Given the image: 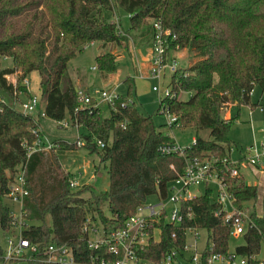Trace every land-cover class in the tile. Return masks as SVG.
<instances>
[{
	"label": "trees",
	"instance_id": "obj_1",
	"mask_svg": "<svg viewBox=\"0 0 264 264\" xmlns=\"http://www.w3.org/2000/svg\"><path fill=\"white\" fill-rule=\"evenodd\" d=\"M115 9L129 15L127 28L120 17L116 27ZM149 18H159L175 36L178 50L192 54L187 67L170 74V94L158 99L155 111L177 117L176 124H163L168 129L193 130V141L181 155L157 152L159 145L173 140L155 124L153 114L139 110L133 101L131 77L123 79L126 91L118 95L115 110L105 104L103 113L100 107H78V89L66 70L67 61L88 43L124 45L127 33L137 30L151 35ZM5 60L8 64L3 66ZM93 63L101 74L116 70L115 56L109 51L97 54ZM32 71L38 76L37 98L43 116L58 124L65 121L82 127L85 133L73 142L58 138L49 150L28 153L26 147L41 135L38 121L1 99L13 97V91L29 95L22 83ZM12 74H17L14 86L5 78ZM254 87L258 88L256 102L250 99ZM261 99L264 101V0H0V233L11 230L12 216L3 200L19 170L26 192L21 204L22 237L39 246L69 245L79 264H91L101 256L117 258L106 255L104 247H88L81 232L85 218L99 222L104 230L122 226L149 196L164 198L170 182L193 158L213 162L234 198L233 205L241 209L255 201L257 188L244 184L238 164L237 175L229 176L232 144L227 134L239 107L252 109ZM121 102L125 106L120 107ZM229 106L237 109L234 117L223 115ZM78 140L83 141L81 146L75 145ZM79 149L91 158L95 178L106 175L103 191L94 193V184L69 185L71 173L63 170L58 156ZM223 159L226 166L221 164ZM86 191L91 195L84 196ZM213 192L211 186H203L200 195L181 200V221L161 220L158 239H149L137 255L158 261L171 248L183 245L189 228L204 230L214 250L225 252L230 228L221 220ZM248 218L240 234L242 243L234 247L243 256L264 248V214L253 210Z\"/></svg>",
	"mask_w": 264,
	"mask_h": 264
},
{
	"label": "built area",
	"instance_id": "obj_2",
	"mask_svg": "<svg viewBox=\"0 0 264 264\" xmlns=\"http://www.w3.org/2000/svg\"><path fill=\"white\" fill-rule=\"evenodd\" d=\"M128 16L126 15V17ZM113 22L118 28L116 17L113 18ZM148 22L151 28L148 76L156 80V84L151 86V91L157 94L162 91V95L158 97L159 99L170 94L169 76L178 68L176 55L179 50L178 45L174 43L175 36L162 26L159 18H149ZM138 65L136 60V67L139 68ZM91 68L95 69L94 66ZM166 74L168 75V81L164 86L162 80ZM12 76H15V74H12ZM8 77H5L6 80L14 86L15 80ZM25 83L24 81L22 84L26 85ZM161 85L164 86L163 90ZM20 93L13 91L14 101L21 112L30 114L38 109V98L35 95H29L27 101L22 102L17 98ZM76 94L79 108L88 105L96 108L101 104H106L112 110H115L114 103L118 100L119 95L113 90L105 88L94 89L87 93L76 90ZM119 106L123 107L125 103L121 102ZM38 113L43 116L41 110ZM163 114L165 125L177 123L175 115L167 111ZM60 124L63 127L69 125L65 121ZM40 137L39 135L31 145L26 147L28 153L36 150L47 151L52 147V142L42 141ZM95 142L98 147H102L101 141L96 140ZM82 144L83 142L79 140L75 141L76 146ZM183 148L173 141L159 145L157 152L161 155L170 153L181 155ZM246 153L247 156L244 160L247 165L264 173V157L261 158V155L257 154L255 147L250 146L246 149ZM212 163L209 160H198L196 158L186 162L183 172L170 182L168 193L164 198L154 196L153 201H147L144 205L138 207L120 227L104 230L99 222H92L89 218H85L81 232L86 237L88 247L91 249L104 247L106 255L117 257L115 260H110L106 256H101L93 259L91 264H264V253L261 255V250L264 251L263 247L260 248L258 253L248 256L237 254L234 249L217 252L214 250L213 245L208 243L205 231L197 228L187 229L183 245L171 248L158 261L147 260L137 255V250L144 247L149 239H158L159 228H157V224L161 220L171 224H177L181 221L182 214L179 203L183 199L193 197L189 194V191L198 186H211V184L215 186L213 199L220 205L221 220L224 225L230 228V236H237L243 232L249 222L246 208L244 206L237 209L233 205L234 198L226 191L225 184L222 178L218 176ZM228 163L232 165L229 167L227 165L229 176H236L238 162L229 160ZM221 164L226 166V160L223 159ZM69 185L71 187L76 186L72 181L69 182ZM23 186L22 171L19 170L8 184L5 197V199L17 204L18 214L13 215L10 211L12 216L11 230L0 233V264H17L29 261L38 264H79L75 260L72 248L69 245L48 243L39 246L37 243L30 242L27 238L22 237L20 230L25 222L22 219L21 204L22 197L26 193ZM201 233L204 234L203 237H201Z\"/></svg>",
	"mask_w": 264,
	"mask_h": 264
},
{
	"label": "rangeland",
	"instance_id": "obj_3",
	"mask_svg": "<svg viewBox=\"0 0 264 264\" xmlns=\"http://www.w3.org/2000/svg\"><path fill=\"white\" fill-rule=\"evenodd\" d=\"M115 15L116 19L120 17L121 24L123 28L128 27V20L125 14L121 13L119 10L115 9ZM149 35V32L147 30H137L132 31L130 33H127V36H125L126 40L124 42V46L126 48L125 51L128 52V55L126 53L122 54V58L117 59L115 61L116 70L114 71L111 78L113 79L111 81V85H114V90L117 93L123 94L126 91V86L123 83V79L127 76H132L133 68L136 67V60L138 63H140L139 58H137V55L134 53L132 47L140 45L143 39H145L146 34ZM96 43L95 44H88L87 46H84L72 59L68 60L66 63V70L69 74V76H73L71 73L75 69L81 70L80 72L83 73L87 77V81L89 85L91 84L93 88L86 90V87L81 85V82H79V86L77 88L79 90L86 91H93L94 89H102L104 86L103 80L100 79L98 75V71L96 69H91L92 66H94L93 63V57L95 55L96 50ZM177 67L178 68H185L188 66L192 59V54L188 53L185 49L179 50L177 52ZM8 62L2 61V65H7ZM133 67V68H132ZM17 76V74H16ZM16 76H12V78L16 81ZM11 78V77H8ZM79 80H83V77L79 75ZM72 79V78H71ZM117 80V81H116ZM26 82V88L29 91V95L33 96L35 95L37 97V83H38V76L36 72H30L23 80V82ZM73 81V79H72ZM168 81V75L164 77L162 80L164 86ZM74 83V81H73ZM153 84H156V80L150 78L149 76H142L137 77L134 79V87H135V103L137 104L139 110L143 114H153V120L157 126L160 125V129L165 132L168 131L169 136L171 139L174 140V142L180 146L181 148L187 147L192 142L193 137V130L191 128H172L171 130L167 129L166 126H163L165 124V118L159 114L155 113L157 104H158V97L162 95V91L160 94H157L153 91H151V86ZM163 85H161V89L164 88ZM113 90V91H114ZM114 91V92H115ZM29 95H18L19 98H21L22 102L27 101V97ZM17 97V98H18ZM182 98H186L187 94H182ZM250 99L252 102H256L258 99V88L254 87L252 90ZM6 104L9 106H14L15 108H19L18 105L15 103L13 97L11 98H4L3 99ZM264 101L261 99L258 101V106H255L252 109H249L246 106H240L238 110V117L237 120H235L229 127L227 137L231 141L232 147L229 153V160L231 162L237 161L238 158H245L247 155L246 149L251 147H255L257 154L261 155V158L264 157ZM101 111L105 112V104H101L100 106ZM236 108L234 106H229L227 109L223 111L224 117H234L236 114ZM39 109L31 112L30 114L35 117L39 124V130L41 133L40 139L42 141L46 140L48 142H52L55 139L61 138L68 142H73L79 134H84L85 130L82 127H77L68 125L66 127H59L57 122L39 115ZM80 142H83L82 140H79ZM66 156L61 158V165L64 171L71 173V179L70 181H74L75 172H76V164H80L81 166L84 165L82 163H85L86 161L90 162V157L87 156L84 152V149H79L77 151L68 152L65 153ZM70 155V156H69ZM247 166V165H246ZM68 167V171L67 168ZM245 168V169H244ZM240 173L243 175V178L246 182L259 185V182L261 181V177H255L249 169H247L245 166H241L239 168ZM90 174H92V177L94 180L89 181L88 183H81L79 182L78 185L74 187H89L91 184H94L95 188L93 189L94 193H98L99 191H103L107 187V177L105 174L102 173V177L95 178L93 176V170L90 168V171L88 170ZM104 172V171H102ZM264 183V182H263ZM213 191L215 192V186L211 184ZM258 192L256 195L255 201H249L245 203L246 212H251L254 210V212L257 215L264 214V190H262V187L258 186L256 187ZM264 189V188H263ZM203 192V186H198L195 188H192L189 191V194L191 196L200 195ZM213 192V195H214ZM84 196L91 195L87 191L83 193ZM155 198L154 196H149L146 199V202L153 201ZM262 200V203H261ZM4 204L10 209L13 215H17V204L4 198ZM167 209H169L167 207ZM104 213H106L105 209H102ZM203 233H201V237H203ZM242 243V238L240 235L237 236H230L228 240V249L233 250L235 246L240 245ZM264 251L261 250V255H263Z\"/></svg>",
	"mask_w": 264,
	"mask_h": 264
},
{
	"label": "crops",
	"instance_id": "obj_4",
	"mask_svg": "<svg viewBox=\"0 0 264 264\" xmlns=\"http://www.w3.org/2000/svg\"><path fill=\"white\" fill-rule=\"evenodd\" d=\"M143 40L144 41H142L141 43H139L140 45H138V43H137V46H133L132 47L133 51L135 49L134 53L137 55V58H139V61H140V63L137 62L139 64L138 65L139 68L138 67H134V68L132 67L133 68V71H132V76L133 77L129 76L133 80V85H134V79L135 78L142 77V76H148V60H149V57H150V47H149L150 34L149 35L146 34L145 39H143ZM95 43H96L97 46H96V50H95L94 57L97 54L102 53L104 51H109L110 53H112L115 56V61L117 59L122 58V54L123 53H126L128 55V52L125 51L126 48H125L124 45H119V44L118 45H113V44L110 45V44H107V46H101L100 42H91V43H88V44H95ZM88 44H86L85 46H87ZM94 57H93V60H94ZM80 71L81 70H79V69H75L73 71V73H71L73 75V76H71V78L74 81L75 88H77V86H79V82H81V81H82L81 82V85H83L84 87H86V90H89V89L93 88V86L91 84L89 85V83L87 81V77L83 73H81ZM113 73L101 74V73L98 72V75H99L100 79L103 80V82H104V84H103L104 87L103 88L109 89V90H114V85H111V81L113 80L111 78V76L113 75ZM79 75H81V77H83V80H81V79L79 80V78H78ZM9 77H12V75H9ZM11 79H13V78H11ZM28 93H29V91H28ZM117 94H121V93H117ZM134 94H135V87H134ZM20 95L25 96L23 93L22 94L20 93L19 96ZM134 97H135V95H134ZM18 100L21 101V98L18 97ZM133 101L135 102V99L134 98H133ZM38 109L41 110L40 106L38 107ZM76 129H77V132H78V128H76ZM163 133L169 135L168 134L169 132L166 131V130ZM192 140H193V137H192ZM66 155L67 154H61V155H59L58 156L59 160L61 161V158L64 157V156H66ZM237 162H238L237 164H238V172H239V174H241L239 168L241 166H245L247 169H249V171L255 177H261V181L259 182V185H254V184L248 183L245 180H244V184H246V185H253V186H256V187L260 186V187H262V190H264L263 189L264 188V183H263L264 182V173L261 172V171H259V170H257V169H255V168H252V167L248 166L243 157L242 158H238ZM82 164H84V165L81 166L80 164H78V165L76 164V167H75L76 168V172H75V177H74V181H75L74 183L76 185H78L79 182H81V183H88L89 181L91 182V180H94L93 177H92V174H90L88 172V170L90 171V168H92L91 162L86 161L85 163H82ZM66 169H67V171L69 170L68 167ZM257 192H258V190H257ZM261 203H262V200H261Z\"/></svg>",
	"mask_w": 264,
	"mask_h": 264
},
{
	"label": "water",
	"instance_id": "obj_5",
	"mask_svg": "<svg viewBox=\"0 0 264 264\" xmlns=\"http://www.w3.org/2000/svg\"><path fill=\"white\" fill-rule=\"evenodd\" d=\"M22 85H24V84H22Z\"/></svg>",
	"mask_w": 264,
	"mask_h": 264
}]
</instances>
